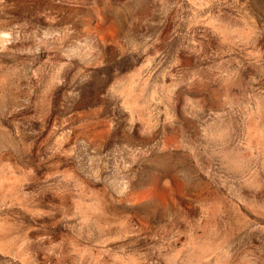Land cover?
Here are the masks:
<instances>
[{
    "label": "rangeland",
    "instance_id": "374dc122",
    "mask_svg": "<svg viewBox=\"0 0 264 264\" xmlns=\"http://www.w3.org/2000/svg\"><path fill=\"white\" fill-rule=\"evenodd\" d=\"M0 264H264V0H0Z\"/></svg>",
    "mask_w": 264,
    "mask_h": 264
}]
</instances>
